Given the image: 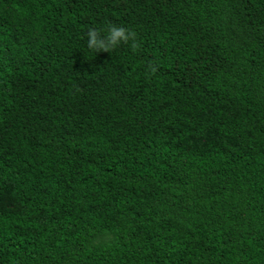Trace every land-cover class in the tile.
Masks as SVG:
<instances>
[{"label":"trees","instance_id":"trees-1","mask_svg":"<svg viewBox=\"0 0 264 264\" xmlns=\"http://www.w3.org/2000/svg\"><path fill=\"white\" fill-rule=\"evenodd\" d=\"M0 264H264V0H0Z\"/></svg>","mask_w":264,"mask_h":264},{"label":"clouds","instance_id":"clouds-1","mask_svg":"<svg viewBox=\"0 0 264 264\" xmlns=\"http://www.w3.org/2000/svg\"><path fill=\"white\" fill-rule=\"evenodd\" d=\"M87 35V47L89 50H108L123 41L133 37V33L121 26H111L106 36H101L95 29H89Z\"/></svg>","mask_w":264,"mask_h":264}]
</instances>
